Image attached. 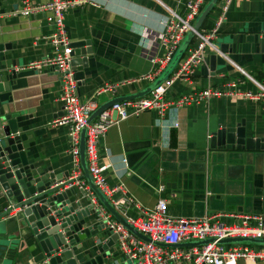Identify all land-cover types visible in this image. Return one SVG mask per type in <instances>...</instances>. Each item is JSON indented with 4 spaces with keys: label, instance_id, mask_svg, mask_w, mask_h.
<instances>
[{
    "label": "crops",
    "instance_id": "crops-1",
    "mask_svg": "<svg viewBox=\"0 0 264 264\" xmlns=\"http://www.w3.org/2000/svg\"><path fill=\"white\" fill-rule=\"evenodd\" d=\"M46 1L26 0L29 4ZM183 1L81 0L66 7L62 23L68 41L89 38L91 47L90 53H86L87 67H82L83 78L75 81L77 100L88 99L104 82L116 83L115 95H125L144 88L156 78L160 72L150 81L134 79L156 67L157 63H151L145 53L152 50L162 31L159 19L171 11L181 12ZM22 5L23 0H0V42H8L5 55L16 61L17 68L55 52L49 37L56 26L46 19L49 11L13 12ZM217 10L215 0L199 28L211 26ZM263 19L264 0H231L213 39L218 50L224 46L226 51L215 53L213 69L209 67L212 52L207 50L190 81L176 80L164 92L166 99L187 96L188 101L177 107L171 105L161 116L155 109H144L106 127L95 150L96 163L103 166L101 175L108 187L121 184L125 194L145 208H152L160 195L165 198L166 213L171 216L215 214L218 221L229 224L240 221L237 215L264 214L262 166L247 155L231 152L225 155L209 147L212 131L222 124L232 129L244 120L246 134L264 132V100L228 94L225 84L229 79H239L238 88L255 90V85L234 65L264 84V52L252 41L253 32ZM164 52L165 47L159 46L156 55L162 56ZM22 70L16 100L25 107L22 132L28 136L23 142L28 158L41 160L42 166H51L54 173L69 172L68 126L50 123L61 113L59 77L51 67ZM203 88L221 92L197 96L196 92ZM110 97L109 93L98 95L97 105ZM27 111L31 115L27 116ZM82 174L80 166L78 179L85 184L79 187L87 196V188H91ZM160 184L162 190L158 192ZM121 194L117 189L110 196L119 199ZM75 195L82 205L87 203L79 192ZM10 203L0 188V212ZM126 214L133 219L142 217L131 205ZM86 218L88 224H93L98 216L91 214ZM86 232L76 253L89 257L107 232L103 229L96 235ZM42 258L20 212L15 210L2 216L0 264H37ZM103 261L129 264L116 242ZM237 264H264V260H238Z\"/></svg>",
    "mask_w": 264,
    "mask_h": 264
},
{
    "label": "built area",
    "instance_id": "built-area-1",
    "mask_svg": "<svg viewBox=\"0 0 264 264\" xmlns=\"http://www.w3.org/2000/svg\"><path fill=\"white\" fill-rule=\"evenodd\" d=\"M81 0H48L44 3L29 4L23 0V5L13 12L26 14L29 12L48 10L46 19L55 24L56 30L49 39L55 48L51 56L31 59L20 69L41 70L42 68H55L59 73L61 91L58 99L61 102V113L54 117L50 123L65 124L68 126L67 139L70 153V170L68 178L74 179L78 186L85 183L78 179L80 174L79 161V132L85 128L84 156L88 174L93 184L106 196L125 220L140 234L141 238L129 231L122 223L114 219L111 214L98 202L94 192L87 188L89 203L96 210L107 229L116 234V246L120 254L129 264H237L238 260H264V244L250 245L245 243L225 244L218 240L226 237H264V214L237 215L240 221L224 224L215 218V214L203 216H171L166 213V200L158 196L152 208H145L137 204L133 198L125 194L121 184L108 187L101 175L103 166L96 163V142L102 136L106 127L125 118L130 114H137L144 109H155L159 116L164 114L166 108L174 105L180 106L188 101L187 96L175 99H166L164 92L176 80L190 81L195 68L204 61L205 52L220 53L213 42L220 24L225 18L231 0H216L217 12L211 26L193 30L192 40L187 44L181 58L171 72L148 93L131 99L121 100L106 106L91 120L90 112L97 106L96 97L102 93L115 95L116 83L104 82L99 85L93 94L84 101H78L75 95V78L69 60L71 47L63 29L62 12L64 9ZM207 0H184L183 9L177 13L169 12L167 17L159 19L162 31L155 39L154 47L146 51L147 59L157 65L152 70L136 76L134 79L152 80L158 72L165 67L176 47L182 40L186 31L192 24ZM159 46L165 47L162 56H157ZM227 59V57L224 55ZM234 67L244 74L255 85V90L238 88L239 79H229L225 82L228 94H237L244 98H261L264 100V84L245 73L241 68ZM243 80V79H242ZM219 89L203 88L196 92L197 96L207 97L208 94H218ZM119 189L122 192L119 199L111 198V192ZM156 190H162L158 185ZM131 205L141 214V218L127 217L126 208ZM8 215L13 214L16 208L10 203L5 207ZM253 219V223L249 220ZM207 240L199 244H186L189 241Z\"/></svg>",
    "mask_w": 264,
    "mask_h": 264
},
{
    "label": "water",
    "instance_id": "water-1",
    "mask_svg": "<svg viewBox=\"0 0 264 264\" xmlns=\"http://www.w3.org/2000/svg\"><path fill=\"white\" fill-rule=\"evenodd\" d=\"M215 0H208L200 10L192 28L186 31L182 40L176 47L171 58L156 78L144 88L125 95H114L107 101L97 105L89 114L91 120L100 110L112 103L131 99L148 93L160 83L174 68L181 58L187 44L209 12ZM91 34L92 29H91ZM253 39L261 52H264V19L259 28L253 32ZM71 58L69 60L75 80L83 78L82 67H87L86 53H90V39L82 38L69 42ZM227 47V46H226ZM9 48L8 42H0V188L4 195L11 201L14 208L25 219L30 232L37 241L43 258L37 264H104L103 258L113 251L116 234L105 227V223L98 218L95 223L88 224L87 218L97 214L89 203L86 191L75 184L74 179L68 178L69 172L63 170L54 173L51 166H42L41 160H29L23 142L28 138L23 134L25 125L23 103L18 102L17 87L21 80L22 69L16 67V61L7 58L5 50ZM227 49V48H226ZM219 50L225 52L224 46ZM215 53L209 55V67L213 69ZM59 77V73L53 68ZM78 83V82H76ZM27 116L30 111H27ZM85 128L79 132V161L82 176L86 178L91 190L99 203L135 235L146 238L140 234L125 217L113 207L111 201L93 184L88 174L84 156ZM209 147L228 155L229 152L250 157L262 166L264 171V132L262 134H246L244 120H240L231 129L224 124L212 131L209 138ZM77 186V188L75 187ZM79 192L85 197L87 203L82 205L76 198ZM7 210L0 212V218ZM98 216V215H97ZM83 225H86L85 228ZM106 230V237L96 246L95 253L89 257L77 255L81 241L89 235H96L99 230ZM207 240L189 241L186 244H199ZM219 243H245L264 244V237H226L218 240Z\"/></svg>",
    "mask_w": 264,
    "mask_h": 264
},
{
    "label": "rangeland",
    "instance_id": "rangeland-1",
    "mask_svg": "<svg viewBox=\"0 0 264 264\" xmlns=\"http://www.w3.org/2000/svg\"><path fill=\"white\" fill-rule=\"evenodd\" d=\"M226 244V243H225ZM229 244H232V243H229ZM227 245V244H226ZM250 245H255V244H250Z\"/></svg>",
    "mask_w": 264,
    "mask_h": 264
},
{
    "label": "trees",
    "instance_id": "trees-1",
    "mask_svg": "<svg viewBox=\"0 0 264 264\" xmlns=\"http://www.w3.org/2000/svg\"><path fill=\"white\" fill-rule=\"evenodd\" d=\"M191 40H192V38H191Z\"/></svg>",
    "mask_w": 264,
    "mask_h": 264
}]
</instances>
